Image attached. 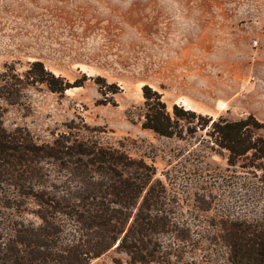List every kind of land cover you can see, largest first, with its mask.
I'll return each instance as SVG.
<instances>
[{
	"label": "rangeland",
	"instance_id": "rangeland-1",
	"mask_svg": "<svg viewBox=\"0 0 264 264\" xmlns=\"http://www.w3.org/2000/svg\"><path fill=\"white\" fill-rule=\"evenodd\" d=\"M32 62L81 87L56 94L37 85L18 104L0 100L6 131L51 144L71 127L144 162L172 217L191 231L183 262L226 264L224 250L205 239L218 230L210 224L264 218V167L228 166L207 130L178 139L143 129L142 88L158 92L170 113L176 105L264 126V0H0V73L21 74ZM93 264L131 263L113 249Z\"/></svg>",
	"mask_w": 264,
	"mask_h": 264
},
{
	"label": "trees",
	"instance_id": "trees-1",
	"mask_svg": "<svg viewBox=\"0 0 264 264\" xmlns=\"http://www.w3.org/2000/svg\"><path fill=\"white\" fill-rule=\"evenodd\" d=\"M37 85L56 94L81 87L32 62L21 74L5 67L0 100L18 104ZM142 97L143 129L178 139L207 130L214 147L227 152L228 166L243 161L240 168L263 170L264 138L258 131L264 126L253 117L212 121L176 105L170 113L147 86ZM73 131L67 127L51 144H37L26 130L6 131L0 108V264H93L113 249L131 264L210 263L204 257L183 262L191 231L172 217V203L152 167ZM31 204L35 209L29 212ZM217 224L211 222L218 230L205 239L224 250L226 264H264V218ZM201 242L193 249L201 250Z\"/></svg>",
	"mask_w": 264,
	"mask_h": 264
}]
</instances>
